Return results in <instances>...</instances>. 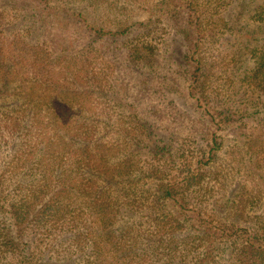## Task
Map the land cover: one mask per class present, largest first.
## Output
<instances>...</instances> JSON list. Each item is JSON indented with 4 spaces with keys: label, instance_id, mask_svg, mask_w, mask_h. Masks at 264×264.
Segmentation results:
<instances>
[{
    "label": "trees",
    "instance_id": "obj_1",
    "mask_svg": "<svg viewBox=\"0 0 264 264\" xmlns=\"http://www.w3.org/2000/svg\"><path fill=\"white\" fill-rule=\"evenodd\" d=\"M199 4L159 0L135 34L112 0H0V264H264L262 96L211 104L200 15L181 30L174 83L152 64L183 6ZM186 82L196 108L167 100L165 122L130 99L137 87L163 107ZM235 121L245 142L241 166L232 159L250 183L232 184L235 171L227 187L213 159Z\"/></svg>",
    "mask_w": 264,
    "mask_h": 264
},
{
    "label": "rangeland",
    "instance_id": "obj_2",
    "mask_svg": "<svg viewBox=\"0 0 264 264\" xmlns=\"http://www.w3.org/2000/svg\"><path fill=\"white\" fill-rule=\"evenodd\" d=\"M112 1L113 5L106 8V10H109L111 15L118 13V10H120V12L122 11L120 13V18H125L126 15H130L132 21L136 24L134 28L135 34L138 33V24L147 22L152 15L158 18V16L154 14L157 11L159 0ZM197 1L200 3L198 10L200 8L201 11L187 5L183 6L181 9L182 16L179 18L181 25L179 24V27L174 28L173 26L170 28L172 30L169 36L166 37L167 43L161 44L158 55L154 58L152 64L155 63V65H159L160 76L169 73L167 79L168 86L174 83L177 73H179L181 68L186 66V61H184L186 45L183 38L184 33L181 30L182 28L187 30L190 29V26H188V23H190L188 21L189 16L192 17V15H194L193 18L197 19L198 15H200L203 19L202 24H200L201 36L205 42V46H201L200 52L204 54L207 60L205 64L204 85H206L207 92L210 95L211 104L213 106L236 104L237 106L243 107V102H245L244 104L247 103L242 92L237 95H231L234 102L230 101L227 96L228 92H231V90L236 92L239 89H247L253 99L257 98L258 95L262 96V99L257 103L258 107H260L264 103V70L258 68L254 70L252 68L259 66L256 54L264 52V0ZM126 6L129 7L128 10ZM124 7L126 9L123 10ZM173 22L175 23V20H173ZM197 33L198 29L194 36L197 35ZM129 51L133 53L131 49H129ZM129 51L127 50V52ZM116 54L117 52H112V55L118 61ZM128 58L133 59V56ZM115 68L129 84H138L139 68L134 72L127 70L125 64L122 66V70H120L119 67ZM137 70L138 74L136 72ZM240 84L241 87L239 88ZM178 89L181 90L182 93L175 91L166 92L169 98L161 102L164 103L163 107H161L160 103L156 100L157 95H152L150 99L148 95L139 91L137 87L133 88L134 94L131 95L130 99L135 104H138V106H143L145 115L148 119L154 115L157 108H162L164 110V117H162L160 121L165 122L168 121L166 117L169 111L166 105L167 100L172 99L173 103H178L184 107L188 106L190 110L197 106L196 98L190 93V87L188 88L187 82L181 83ZM252 110L258 111V109L255 108ZM179 119L182 121L181 118ZM239 124L240 121H235V123L231 122V125L221 130L225 145L218 150L217 156L213 159L215 164L212 170L214 171L213 176L217 174V179H215V181L221 184L219 179L221 177H228V185L222 184L227 187L231 186L229 182L234 177L235 171L237 175L233 179L232 184L243 180H245V184L250 183L249 177L242 176V174L237 171L238 167L236 169V166H241L242 159H238L237 154L241 153L244 145L243 143L245 142L238 128ZM257 133L262 134L261 136L264 137V133ZM165 134L167 135L168 131H166ZM197 134L199 135V132L196 133V135ZM255 143V149H262L264 141L258 138L255 140ZM233 156L236 157V166L232 159ZM263 157V154L259 155L260 160ZM232 167H235V169H232ZM258 173V179L264 184V170ZM227 196H231V194L227 193ZM212 208L213 205L209 207V210ZM218 211L222 212V210Z\"/></svg>",
    "mask_w": 264,
    "mask_h": 264
}]
</instances>
